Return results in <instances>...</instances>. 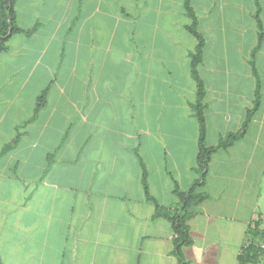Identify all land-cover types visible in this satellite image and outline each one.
I'll return each mask as SVG.
<instances>
[{
    "label": "crops",
    "instance_id": "0c3cea01",
    "mask_svg": "<svg viewBox=\"0 0 264 264\" xmlns=\"http://www.w3.org/2000/svg\"><path fill=\"white\" fill-rule=\"evenodd\" d=\"M184 1H15L20 30L0 52V264H239L264 220V0H189L193 16ZM193 18L206 143L242 129L257 82L259 104L212 153L177 252L167 214L200 178Z\"/></svg>",
    "mask_w": 264,
    "mask_h": 264
},
{
    "label": "trees",
    "instance_id": "16d2710c",
    "mask_svg": "<svg viewBox=\"0 0 264 264\" xmlns=\"http://www.w3.org/2000/svg\"><path fill=\"white\" fill-rule=\"evenodd\" d=\"M16 0H0V52L6 49L5 42L15 31L20 29L15 25L14 21V3ZM185 8L190 16H193V11L189 6V0H185ZM9 15V16H8ZM10 29V32H9ZM192 35L197 39V44L194 51L190 53V72L191 76L196 84V98L191 105V109L194 116L197 119L199 126V139H198V154H197V168L196 170L200 174V178L197 182L193 183L185 193H181L175 189L176 194L180 199V207L176 210H170L167 214L168 219L171 221L174 233H175V248L177 252L179 247L185 244L188 240L187 226L185 223V216L187 211L195 207L204 198V194L198 192L197 189L203 186L204 178L206 175V169L212 153L218 149H224L240 139L243 135L244 129L252 114L256 111L259 104V83H256L255 99L251 108L247 110L246 118L244 120L242 129L238 132H228L224 136L220 137L217 144L210 146L206 143L205 135V87L202 79L200 78L197 66L201 61L203 39L197 32L195 27V21L193 18L192 24L189 27ZM260 39V38H259ZM145 179V178H144ZM144 185H145V180ZM249 239L246 242V246H243L239 254V264H257L261 256V250L259 244L264 242V220H258L254 223L253 228L249 230Z\"/></svg>",
    "mask_w": 264,
    "mask_h": 264
},
{
    "label": "built area",
    "instance_id": "2783aa9c",
    "mask_svg": "<svg viewBox=\"0 0 264 264\" xmlns=\"http://www.w3.org/2000/svg\"><path fill=\"white\" fill-rule=\"evenodd\" d=\"M244 246H246V244H244ZM259 248L261 250V256L263 257L264 256V242H261L259 244Z\"/></svg>",
    "mask_w": 264,
    "mask_h": 264
},
{
    "label": "water",
    "instance_id": "95a60500",
    "mask_svg": "<svg viewBox=\"0 0 264 264\" xmlns=\"http://www.w3.org/2000/svg\"><path fill=\"white\" fill-rule=\"evenodd\" d=\"M9 16V15H8ZM9 32H10V29H9Z\"/></svg>",
    "mask_w": 264,
    "mask_h": 264
}]
</instances>
